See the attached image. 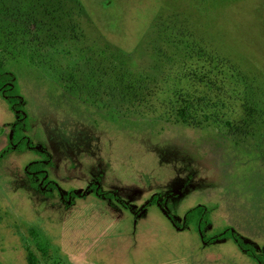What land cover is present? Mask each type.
<instances>
[{"label": "rangeland", "instance_id": "374dc122", "mask_svg": "<svg viewBox=\"0 0 264 264\" xmlns=\"http://www.w3.org/2000/svg\"><path fill=\"white\" fill-rule=\"evenodd\" d=\"M0 63V264H260L264 0H0Z\"/></svg>", "mask_w": 264, "mask_h": 264}, {"label": "trees", "instance_id": "16d2710c", "mask_svg": "<svg viewBox=\"0 0 264 264\" xmlns=\"http://www.w3.org/2000/svg\"><path fill=\"white\" fill-rule=\"evenodd\" d=\"M0 93L6 97L13 111L19 112L21 117H24V107H23V98L20 94L18 80L16 75L9 70H7L0 63ZM185 115L187 114L186 110H183ZM20 123L15 124L14 134L12 140L15 144H18L21 148L27 146L28 138L24 136ZM42 168V162H35L29 167L31 171H39ZM42 171V169H41ZM40 175L46 176L45 172H41ZM97 189L96 186H94ZM97 194H104L106 197L113 198L115 195L113 193H101L99 190H96ZM210 210L204 205H199L195 208H192L185 217L184 223L190 224L196 222L200 230H204L206 225L210 221ZM220 238H228L235 241V243L248 255L254 257L260 264H264V247L261 253H257L255 247L249 243H246L232 228L226 229V231L221 235Z\"/></svg>", "mask_w": 264, "mask_h": 264}]
</instances>
